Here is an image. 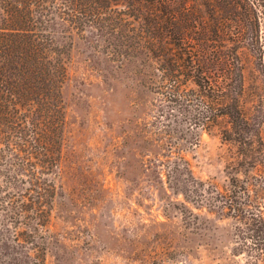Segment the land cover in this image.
<instances>
[{"label":"rangeland","instance_id":"374dc122","mask_svg":"<svg viewBox=\"0 0 264 264\" xmlns=\"http://www.w3.org/2000/svg\"><path fill=\"white\" fill-rule=\"evenodd\" d=\"M171 8L175 29L186 21L189 45L245 122L234 127L222 115L192 127L203 108L190 91L168 100L148 82L149 62L132 33L121 30L126 37L116 40L104 27L74 29L52 15L51 36L66 51L60 160L48 176L55 186L49 207H0V224L10 225L0 237L9 239L36 224L34 211L46 212L43 230L18 236L33 240L30 256L21 241L5 249L16 264L39 256L42 264L245 263L243 253L231 254L241 241L250 245L243 225L226 209L184 202L161 183L155 159L171 150L212 196L246 195L244 207L264 209V0H172ZM183 204L199 216L194 227ZM6 209L25 210L4 218Z\"/></svg>","mask_w":264,"mask_h":264},{"label":"trees","instance_id":"16d2710c","mask_svg":"<svg viewBox=\"0 0 264 264\" xmlns=\"http://www.w3.org/2000/svg\"><path fill=\"white\" fill-rule=\"evenodd\" d=\"M171 2L0 1V207H49L54 194L55 186L48 176L54 175L60 160L64 131L60 88L65 77L66 51L51 36L49 22L52 15L68 22L74 29L104 27L116 40L126 37L120 35L121 30L132 33L138 39L141 54L149 62L148 82L152 81L151 84L168 100H175L182 92L190 91L193 99L189 100H195L203 108L197 121L190 123L192 127L206 128L222 115L234 127L238 119L245 122L234 97H231L233 103L230 105L223 90L225 85L216 79L212 81L203 65L202 53L189 45L186 21L182 19L180 28L175 29L177 22ZM187 82L191 87L185 90ZM168 153L163 160L155 159V170L161 183L198 210L207 205L214 206L220 213L226 209L225 213L243 225L247 233L241 238L248 239L250 244L244 245L241 241L232 248L231 254L246 255L244 264H264L263 207H244L248 205L246 195L242 201H237L234 193L224 196L218 191L212 196L204 183L192 175L181 155L173 154L171 150ZM245 192L246 188L242 193ZM223 204L228 207H220ZM184 206L180 212L186 216L185 222L194 227L199 216ZM23 210L14 213L6 209L1 216L19 218ZM45 213L34 211L36 224L24 225L20 231L14 229L11 239L0 237V254L6 257L0 264H16L15 258L7 257L9 254L5 252L12 241L28 244L25 248L29 251L28 257L35 248L33 240L18 236L26 230L24 236L43 230ZM9 226L0 224V233L8 231ZM42 260L39 256L29 264H42Z\"/></svg>","mask_w":264,"mask_h":264}]
</instances>
